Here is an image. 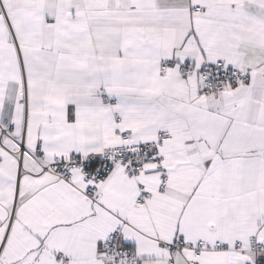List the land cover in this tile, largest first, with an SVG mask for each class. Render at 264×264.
Returning a JSON list of instances; mask_svg holds the SVG:
<instances>
[{
  "label": "snow or ice",
  "instance_id": "6c2138e0",
  "mask_svg": "<svg viewBox=\"0 0 264 264\" xmlns=\"http://www.w3.org/2000/svg\"><path fill=\"white\" fill-rule=\"evenodd\" d=\"M0 264H264V0H0Z\"/></svg>",
  "mask_w": 264,
  "mask_h": 264
}]
</instances>
